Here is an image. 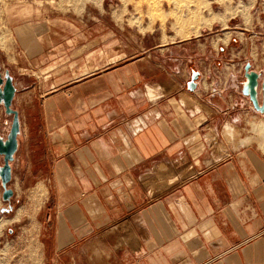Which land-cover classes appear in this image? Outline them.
Wrapping results in <instances>:
<instances>
[{
    "label": "crops",
    "instance_id": "crops-1",
    "mask_svg": "<svg viewBox=\"0 0 264 264\" xmlns=\"http://www.w3.org/2000/svg\"><path fill=\"white\" fill-rule=\"evenodd\" d=\"M32 35L0 47V67L19 124L7 187L41 198L38 264H264V153L222 137L254 118L228 88L237 61L214 65L178 39L95 66L94 29L49 28L35 48ZM63 57L25 88L32 60L49 73Z\"/></svg>",
    "mask_w": 264,
    "mask_h": 264
},
{
    "label": "rangeland",
    "instance_id": "rangeland-1",
    "mask_svg": "<svg viewBox=\"0 0 264 264\" xmlns=\"http://www.w3.org/2000/svg\"><path fill=\"white\" fill-rule=\"evenodd\" d=\"M200 1L204 2V0H0V47L12 45L13 51L14 42L20 45L22 35L33 33L35 35L31 36V46L35 48L40 39H43L45 30L49 28H62L67 31L86 30L88 27L95 31L96 44L99 41L106 45L104 50L101 49V52L95 54V66H98L103 61L111 60L115 56L111 50L115 51L119 46L123 50V60H126L134 56L140 47L146 48L184 39L192 48L197 44L205 45L207 60L212 61L214 65L219 66L222 63V66H229L226 63L231 59L233 62L237 61L238 64L234 67L235 75L228 77V88L242 95L240 87L244 80L243 65L248 62L252 69L260 71L264 64V0H205L209 7L208 11L202 7ZM195 7H198L199 11L193 12V15L190 10L196 9ZM24 9L29 11L28 15L23 13ZM196 29L198 33L192 34ZM109 47L110 51L107 50ZM81 51L79 48V52ZM36 54L38 56V52ZM65 60L66 57H63L53 62L50 66L57 68L49 73H44L45 69L38 68V60H32L31 64L34 66L32 70H20L27 76L25 88L33 85L38 87L39 82L43 81L47 74L61 70L66 63ZM82 63L85 64V60L80 62ZM85 66L90 69L87 64ZM0 69L4 70L6 67ZM35 92H38L37 88ZM248 104L254 118H241L236 128L228 124L234 127L235 137L231 136L232 138L228 139L223 129L222 137L226 142L253 144L264 153V132L254 127L258 122H264V112L253 110L249 101ZM10 118L3 113L0 105V134L4 133ZM4 121H7L5 125ZM26 183H19L20 195L10 198L9 204L12 209L8 213H0V222L5 221L0 232V252L4 254H0V257L4 258L0 262L4 264H38L36 260L40 251L37 231L42 214L37 213L36 208L41 198L28 195L30 193L24 188ZM16 190L18 191L17 187ZM6 204L0 198V207H5ZM28 207L32 210L22 211ZM18 210L20 215L14 219ZM24 238L25 242L31 239L30 245H23ZM26 257L30 262L26 261Z\"/></svg>",
    "mask_w": 264,
    "mask_h": 264
},
{
    "label": "water",
    "instance_id": "water-1",
    "mask_svg": "<svg viewBox=\"0 0 264 264\" xmlns=\"http://www.w3.org/2000/svg\"><path fill=\"white\" fill-rule=\"evenodd\" d=\"M242 76L244 80L241 83L240 93L248 99L253 110L264 112V64L260 71H255L250 64L246 62L243 65ZM198 72L190 71V76L185 83L186 90L192 92L196 87ZM15 93V87L12 82V76L7 69H0V105L6 115H10L7 133L0 135V198L6 202L5 207H0V213H8L12 207L9 200L12 197V190L7 187L10 181V162L13 160V154L16 150V137L19 132L17 111L11 107V102ZM10 231V230H9Z\"/></svg>",
    "mask_w": 264,
    "mask_h": 264
},
{
    "label": "bare ground",
    "instance_id": "bare-ground-1",
    "mask_svg": "<svg viewBox=\"0 0 264 264\" xmlns=\"http://www.w3.org/2000/svg\"><path fill=\"white\" fill-rule=\"evenodd\" d=\"M200 2H201V1H200ZM201 5H202V7H204L207 11L209 10V7H208V5H207V3H206L205 0H204V2H201ZM198 7H199V5H198ZM198 7H195L196 9H191V10H190V11L192 12L193 15H194L195 11L198 10ZM198 11H199V10H198ZM193 12H194V13H193ZM23 13L28 15L29 11H27L26 9H24V10H23ZM196 14H197V13H196ZM27 15H26V16H27ZM199 21H201V20H199ZM213 21H214V20H213ZM196 33H198V29L192 31V34H196ZM4 224H5V222L0 223V229H1V227H2Z\"/></svg>",
    "mask_w": 264,
    "mask_h": 264
}]
</instances>
